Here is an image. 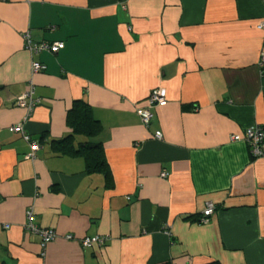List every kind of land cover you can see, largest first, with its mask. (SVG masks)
<instances>
[{"label": "crops", "instance_id": "obj_1", "mask_svg": "<svg viewBox=\"0 0 264 264\" xmlns=\"http://www.w3.org/2000/svg\"><path fill=\"white\" fill-rule=\"evenodd\" d=\"M261 24L264 0H0V264H264V157L231 141L264 125ZM27 33L65 46L32 54ZM31 88L27 114L15 102ZM156 88L168 103L146 127ZM78 100L96 132L70 127ZM29 213L57 233L44 256Z\"/></svg>", "mask_w": 264, "mask_h": 264}, {"label": "built area", "instance_id": "obj_2", "mask_svg": "<svg viewBox=\"0 0 264 264\" xmlns=\"http://www.w3.org/2000/svg\"><path fill=\"white\" fill-rule=\"evenodd\" d=\"M261 29H264V24L260 25ZM24 40L26 43L27 49L32 54H38L41 52H48L52 54L59 53L65 46L64 42H53V43H40L35 44L30 35L27 33L24 35ZM261 62L264 64V53L261 56ZM45 67L40 63H33V72L39 73L44 71ZM41 103L39 99L35 97L34 89L31 88L28 92L19 96L15 102V105L19 108H22L27 111V114H31L33 110ZM168 103V94L167 90L164 88H156L150 92L147 98V105L144 108L138 109V114L142 120L144 126L148 127L153 119V110L155 108L164 107ZM10 132L20 134L23 138L30 144L31 152L28 154L27 159L33 160L36 157V152L39 150V144L33 142L31 137L25 133L24 124L20 123L16 126L10 128ZM157 139H162L161 133H156L155 136ZM231 141L233 142H245L251 152V155L254 158L264 157V125L261 126H252L244 130L241 135L231 136ZM167 174H162V178H166ZM215 206L209 204L205 211L203 212L201 218L199 219L200 224H207L214 214ZM28 223L25 226V230L28 233L39 235L41 238V248L42 255L44 256V251L48 244L57 239V233L52 229H42L37 227L33 223L32 213L28 214ZM67 240L73 239L72 236H66ZM81 245L84 248H89L93 245L102 246L105 243V238L96 237V238H85L81 240Z\"/></svg>", "mask_w": 264, "mask_h": 264}, {"label": "trees", "instance_id": "obj_3", "mask_svg": "<svg viewBox=\"0 0 264 264\" xmlns=\"http://www.w3.org/2000/svg\"><path fill=\"white\" fill-rule=\"evenodd\" d=\"M68 123L74 130L73 132L94 133L100 127L99 122L93 117L92 111L83 100L75 101L68 113ZM85 145V146H84ZM86 154L89 170H103L107 176L110 175L106 158L100 145L85 143L81 144V150Z\"/></svg>", "mask_w": 264, "mask_h": 264}]
</instances>
